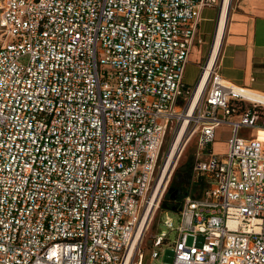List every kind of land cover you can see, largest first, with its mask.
Returning <instances> with one entry per match:
<instances>
[{"label": "built area", "instance_id": "1", "mask_svg": "<svg viewBox=\"0 0 264 264\" xmlns=\"http://www.w3.org/2000/svg\"><path fill=\"white\" fill-rule=\"evenodd\" d=\"M224 4L0 0V264H165V243L170 264H264V140L239 136L264 128V92L225 79L214 43L184 81L203 10L220 20ZM195 136L204 187L166 212L146 259Z\"/></svg>", "mask_w": 264, "mask_h": 264}, {"label": "crops", "instance_id": "2", "mask_svg": "<svg viewBox=\"0 0 264 264\" xmlns=\"http://www.w3.org/2000/svg\"><path fill=\"white\" fill-rule=\"evenodd\" d=\"M218 22V7L203 10L200 24L202 42L193 48V60L192 53L190 55V61L198 65L200 73L211 53ZM218 61L225 79L264 92V0L233 1L218 51ZM228 128L226 125L220 126L217 135Z\"/></svg>", "mask_w": 264, "mask_h": 264}, {"label": "rangeland", "instance_id": "3", "mask_svg": "<svg viewBox=\"0 0 264 264\" xmlns=\"http://www.w3.org/2000/svg\"><path fill=\"white\" fill-rule=\"evenodd\" d=\"M194 52H195V50H194ZM193 53L191 55L192 60L194 58ZM199 75H200V69H199L198 65L195 64L193 61H190L187 64V68H186V73H185V78H184L185 83L187 85L194 87L197 80H198ZM228 130H229V128L224 129V131L219 132V134L217 135V139L212 144V148L215 152H218V153H226L227 152L228 145H227L226 139L228 137ZM256 135H258V137L260 139H264V128L257 129L255 127H243L239 131V136H241L243 138H253ZM197 146H198L197 136H195L189 142L188 146L186 147L183 154L181 155L176 168L172 172V176H171L169 185L167 187V190L165 192V195L170 189H175L176 187H179L180 190H182V192H181L182 197L187 195L188 193L198 195L202 192V189L204 187L203 184L201 186L200 185L194 186L192 184V172H191V170H192V166L196 160L195 153H196L197 148H198ZM167 149H168V147L165 148V153L162 156V158H163L162 162L164 161V158L166 156ZM165 195H164V197H165ZM166 212H168L170 215H175L174 212H172L171 210H163L162 206H161L157 210V212L154 214L153 221L151 222V224L149 225L148 229L145 232L143 248H144V252L146 255V259H148L149 255H150V251L152 249V239L154 238V236L160 231H164V230H166L168 232L170 231V229L164 224ZM175 223H177L176 218H175ZM173 235L174 234L172 233L171 234L172 238H173ZM191 242H192V238H189V243H191ZM163 247L165 248V252H164L163 256L161 257V262L165 263V264H170L173 262L174 252L170 249V247L168 246V243H165L163 245Z\"/></svg>", "mask_w": 264, "mask_h": 264}, {"label": "bare ground", "instance_id": "4", "mask_svg": "<svg viewBox=\"0 0 264 264\" xmlns=\"http://www.w3.org/2000/svg\"><path fill=\"white\" fill-rule=\"evenodd\" d=\"M228 5H229V0H225L223 13L220 17V20L218 22L217 29H216L212 58H214L217 55L219 48L221 46V42H222L224 33H225L226 24H227V16H228ZM257 94H258V92L253 91V98H257L258 97ZM261 140H264V139H261ZM173 157H174V151L171 153V155L167 161V164L165 167V173L167 172L168 168L171 166ZM152 221H153V219H152Z\"/></svg>", "mask_w": 264, "mask_h": 264}, {"label": "trees", "instance_id": "5", "mask_svg": "<svg viewBox=\"0 0 264 264\" xmlns=\"http://www.w3.org/2000/svg\"><path fill=\"white\" fill-rule=\"evenodd\" d=\"M182 190H180L179 187H176L175 189H170L165 197L162 200V209L163 210H171L173 211V209H179L180 204L182 202Z\"/></svg>", "mask_w": 264, "mask_h": 264}, {"label": "water", "instance_id": "6", "mask_svg": "<svg viewBox=\"0 0 264 264\" xmlns=\"http://www.w3.org/2000/svg\"><path fill=\"white\" fill-rule=\"evenodd\" d=\"M173 211H177V209L175 208V209H173Z\"/></svg>", "mask_w": 264, "mask_h": 264}, {"label": "flooded vegetation", "instance_id": "7", "mask_svg": "<svg viewBox=\"0 0 264 264\" xmlns=\"http://www.w3.org/2000/svg\"><path fill=\"white\" fill-rule=\"evenodd\" d=\"M184 198V196L182 197V199ZM183 201V200H182Z\"/></svg>", "mask_w": 264, "mask_h": 264}]
</instances>
